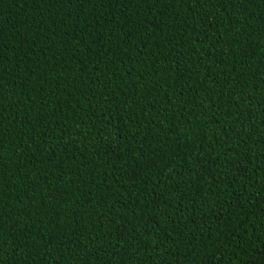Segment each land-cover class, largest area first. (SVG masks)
<instances>
[{
    "label": "trees",
    "instance_id": "trees-1",
    "mask_svg": "<svg viewBox=\"0 0 264 264\" xmlns=\"http://www.w3.org/2000/svg\"><path fill=\"white\" fill-rule=\"evenodd\" d=\"M0 264H264V0H0Z\"/></svg>",
    "mask_w": 264,
    "mask_h": 264
}]
</instances>
